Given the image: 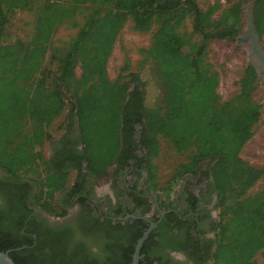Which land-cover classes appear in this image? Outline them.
Wrapping results in <instances>:
<instances>
[{"label": "trees", "instance_id": "16d2710c", "mask_svg": "<svg viewBox=\"0 0 264 264\" xmlns=\"http://www.w3.org/2000/svg\"><path fill=\"white\" fill-rule=\"evenodd\" d=\"M240 1L221 8L219 0H213L201 9L195 0H0V168L32 181L35 201L43 210H53L54 194L65 188L69 172L82 169L101 179L122 147L136 159L131 148L139 146L145 159L136 165L144 162L147 180L153 184L151 159L163 142L177 153H187L166 181V191L183 173L196 172L204 159L212 161L210 177L212 173L219 177L215 185L212 182L216 222L208 264H258L253 256L264 247V188L247 191L264 169L239 158L259 117L260 104L253 98L257 76L247 63L236 91L222 99L217 72L202 70L210 41L229 40L242 32ZM250 1L253 26L260 36L264 0ZM84 2L92 5L91 10L55 69L41 67L56 26L67 17L65 4ZM17 7L33 9L32 33L26 41L3 43L7 19ZM128 19L139 32L153 25L151 42L139 50L141 71L111 80L107 58ZM187 21L190 32L198 36L196 41L185 36ZM148 82L158 88L151 105L144 98ZM66 106L75 119L79 148L69 159L72 165L63 169L44 157L39 147L50 138L47 126ZM134 222L127 250L117 251L105 264H131L134 245L147 226L140 219ZM8 231L0 227V251H8L14 264L30 260V264H46L50 259V264H58L54 252L41 258H46L43 263L31 259V238L16 240ZM153 235L151 231L140 246L137 264L146 259L145 243Z\"/></svg>", "mask_w": 264, "mask_h": 264}, {"label": "flooded vegetation", "instance_id": "af4514ba", "mask_svg": "<svg viewBox=\"0 0 264 264\" xmlns=\"http://www.w3.org/2000/svg\"><path fill=\"white\" fill-rule=\"evenodd\" d=\"M260 108L264 113V106ZM73 129L69 123L59 137L46 143V158L63 169L72 165L69 159L79 148ZM131 149L136 159L122 147L120 157L100 181L82 169H72L69 183L55 193V210H43L35 201L32 181L0 168V227L16 240L31 238V259L54 252L58 264H105L117 251L127 250L134 220L147 226L157 221L141 264H208L216 222L215 195L204 165L210 161H200L194 173H183L171 190L165 186L158 190L147 180L144 162L136 165L145 159L142 150L138 145ZM25 229L29 232L23 233Z\"/></svg>", "mask_w": 264, "mask_h": 264}, {"label": "rangeland", "instance_id": "374dc122", "mask_svg": "<svg viewBox=\"0 0 264 264\" xmlns=\"http://www.w3.org/2000/svg\"><path fill=\"white\" fill-rule=\"evenodd\" d=\"M195 1L201 9H205L213 0ZM235 1L236 0H219L221 8ZM240 2L241 4H246L250 10V0H241ZM91 6L92 5L87 2L77 5L65 4V7L67 8V17L56 26L48 48L44 54L41 67L51 70L55 69L57 59L69 40L74 36L78 27L87 18L89 11L91 10ZM32 21L33 9L20 7L15 8L9 14L7 19L3 35V43H13L17 39L23 41L28 40L33 30ZM240 21L243 31L245 23L243 8L240 10ZM153 28L154 26L152 25L148 31H136L132 28V22L130 19L123 24L113 42L111 52L107 58L106 72L109 79L113 80L117 76L126 74L127 72L141 71L143 55L139 52V50L149 47ZM185 36L190 41H196L198 39L196 34L190 32V24L188 21L185 25ZM259 39L261 46L264 48V29L259 36ZM206 50L205 64L202 70L204 72L211 70L217 72L218 93L222 99H226L236 91L238 86L237 80L242 75L245 65L247 64L246 46L245 44H240L235 38L229 40L215 39L208 43ZM122 66L125 67V71L120 70ZM78 72L79 71L76 68V75H78ZM260 80L261 77H257L253 98L261 106L264 102V87L260 83ZM157 89V87H153L151 82L147 83L144 93L146 105H151L155 101ZM67 106L64 107L51 121L49 126H47L46 132L50 137L49 140L59 137L69 123L74 126L73 130L77 135L75 119L73 115L68 112ZM47 141L48 140L44 141L39 147L44 157H46ZM186 154L187 153H177L165 146L162 142L158 155L151 159L152 164L155 165V182L152 186L158 188V190H160V187H164L166 181L175 171L178 163L186 160ZM239 158L254 167H261L264 169V113L262 108L259 110V117L252 128L251 136L239 151ZM211 164L212 161L204 165H206V173L210 180L212 188L211 191L213 192L212 182L215 185V183L218 182L219 177L212 173L211 179L209 175V168ZM110 168L111 166L108 168L107 172H109ZM72 176L73 173L69 172L67 183L71 180ZM177 180L178 178L176 181ZM98 181L100 180L98 179ZM175 182L172 184L171 189L173 188ZM262 188H264V173L253 184V186L250 187L247 193L255 192L256 190ZM262 250L263 248L258 250L253 256L254 260L258 264H264V255Z\"/></svg>", "mask_w": 264, "mask_h": 264}, {"label": "water", "instance_id": "95a60500", "mask_svg": "<svg viewBox=\"0 0 264 264\" xmlns=\"http://www.w3.org/2000/svg\"><path fill=\"white\" fill-rule=\"evenodd\" d=\"M240 8L244 9L245 23L242 33L234 38L240 43L245 44L247 50V63L251 65L257 77H261L260 83L264 87V48L260 44V39L255 32L252 20V14L246 4H241ZM264 106V102L262 104ZM261 109V108H260ZM259 109V110H260ZM134 217L132 215H128ZM157 222V221H156ZM156 222H149V225L143 230L140 237L137 239L133 253L131 255V264H137L140 258L139 249L148 233L156 225ZM8 251H0V264H14L7 255Z\"/></svg>", "mask_w": 264, "mask_h": 264}, {"label": "crops", "instance_id": "0c3cea01", "mask_svg": "<svg viewBox=\"0 0 264 264\" xmlns=\"http://www.w3.org/2000/svg\"><path fill=\"white\" fill-rule=\"evenodd\" d=\"M72 173H73V172H72ZM68 183H69V182H68ZM68 183H67V184H68Z\"/></svg>", "mask_w": 264, "mask_h": 264}]
</instances>
